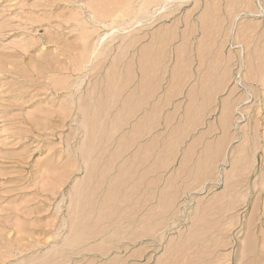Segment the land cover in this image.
Segmentation results:
<instances>
[{
  "label": "rangeland",
  "instance_id": "1",
  "mask_svg": "<svg viewBox=\"0 0 264 264\" xmlns=\"http://www.w3.org/2000/svg\"><path fill=\"white\" fill-rule=\"evenodd\" d=\"M0 264H264V0H0Z\"/></svg>",
  "mask_w": 264,
  "mask_h": 264
},
{
  "label": "bare ground",
  "instance_id": "2",
  "mask_svg": "<svg viewBox=\"0 0 264 264\" xmlns=\"http://www.w3.org/2000/svg\"><path fill=\"white\" fill-rule=\"evenodd\" d=\"M143 160H144V159H143ZM139 163H140V162H139ZM156 166H157V165H156ZM108 169H109V168H108ZM127 169H128V168H127ZM127 169H126V170H127ZM118 175H119V174H118ZM120 175H121V174H120ZM124 180H125V179H124ZM113 187H114V186H113ZM157 189H158V188H157Z\"/></svg>",
  "mask_w": 264,
  "mask_h": 264
}]
</instances>
